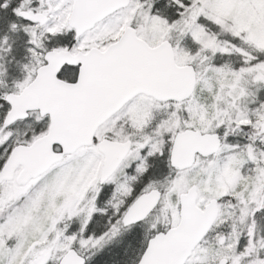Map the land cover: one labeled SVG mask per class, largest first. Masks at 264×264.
<instances>
[{
    "label": "snow or ice",
    "instance_id": "snow-or-ice-1",
    "mask_svg": "<svg viewBox=\"0 0 264 264\" xmlns=\"http://www.w3.org/2000/svg\"><path fill=\"white\" fill-rule=\"evenodd\" d=\"M262 218L264 0H0V264H264Z\"/></svg>",
    "mask_w": 264,
    "mask_h": 264
},
{
    "label": "trees",
    "instance_id": "trees-1",
    "mask_svg": "<svg viewBox=\"0 0 264 264\" xmlns=\"http://www.w3.org/2000/svg\"><path fill=\"white\" fill-rule=\"evenodd\" d=\"M128 240L121 241L118 245L113 244L110 245L108 249H106V254L112 258L113 264H132V261L135 259L136 252L139 248V244L133 242V246L127 248L126 256H120L119 253L121 249L127 247Z\"/></svg>",
    "mask_w": 264,
    "mask_h": 264
},
{
    "label": "rangeland",
    "instance_id": "rangeland-1",
    "mask_svg": "<svg viewBox=\"0 0 264 264\" xmlns=\"http://www.w3.org/2000/svg\"><path fill=\"white\" fill-rule=\"evenodd\" d=\"M230 139H233L232 137H230ZM224 181L227 182V183H230L231 182V177L226 175L225 178H224ZM221 187H223V183L221 184ZM74 189H68V191H73ZM261 224L264 225V218L261 219ZM119 244V243H118ZM117 244V245H118ZM202 258L195 254L194 253V257H193V260H194V264H196V262H198L199 260H201Z\"/></svg>",
    "mask_w": 264,
    "mask_h": 264
}]
</instances>
